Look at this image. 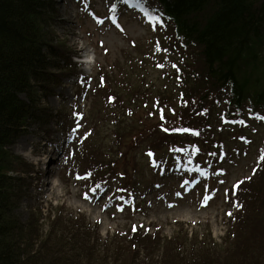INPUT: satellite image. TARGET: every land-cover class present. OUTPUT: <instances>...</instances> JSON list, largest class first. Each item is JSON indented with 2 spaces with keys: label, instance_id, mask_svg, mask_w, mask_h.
<instances>
[{
  "label": "trees",
  "instance_id": "obj_1",
  "mask_svg": "<svg viewBox=\"0 0 264 264\" xmlns=\"http://www.w3.org/2000/svg\"><path fill=\"white\" fill-rule=\"evenodd\" d=\"M105 1L109 14L126 8V0ZM144 1L139 11L160 17L148 50L167 49L164 58L160 54L152 58L157 64L170 61L169 78L174 83V88L165 86L154 96L143 86V78L139 82L135 78L133 84L130 74L123 72L122 78L116 70L111 76L99 61L90 88L73 61L76 52L50 29L57 13L52 0H0V264L99 261L98 228H89L82 214L54 212L42 236L34 213L25 222L15 213L32 169L10 147L30 122L56 121L72 142L63 160V177L90 173L85 189L97 184V191L113 189L111 201L116 204L117 198L142 197L164 177L183 180L187 174L183 165L204 167L214 178L231 163L233 153L249 148L252 133L247 130L264 127L260 118L264 117V0ZM88 2L81 0L82 11ZM131 44L144 56L141 45L134 40ZM135 58L130 56V62ZM137 59L132 63L137 67L148 63L144 57ZM71 77L80 81L77 94L88 93L92 99L90 120L77 109L54 112L46 105L54 89ZM109 80L122 85L125 94L114 92ZM136 109L145 110L144 119L141 123L137 119V126L131 125L127 133L134 143L142 142L137 151L145 159L134 163L130 174H123L111 148L103 150L93 135L100 121L114 124L120 145L125 136L118 127L120 114L131 119ZM147 136L153 139L145 144ZM253 149L252 176L222 196L233 210L228 214L225 246L195 236L183 249L178 237L162 240L158 231L131 227L112 237L117 257L111 264H264V144L255 141ZM63 223L68 231L58 228ZM161 249V259L154 260ZM102 252L99 264H106L109 248Z\"/></svg>",
  "mask_w": 264,
  "mask_h": 264
},
{
  "label": "rangeland",
  "instance_id": "obj_2",
  "mask_svg": "<svg viewBox=\"0 0 264 264\" xmlns=\"http://www.w3.org/2000/svg\"><path fill=\"white\" fill-rule=\"evenodd\" d=\"M52 1L57 13L50 29L57 40L65 42L77 53L78 58H73L74 61L78 63L85 55L88 56L89 63H80L81 66H78V69L82 72L81 77L87 78L86 83L90 88L94 84L92 77L98 69V61L111 76L116 70L120 71V77L123 72L130 74L133 84L135 78H138V82L143 78L145 82L143 86L149 89L152 96L163 90L165 86L174 88V83L169 78L172 72L170 61L165 59L166 63L157 64L152 58L153 54L155 58L158 54H160L159 58H164V52L157 49L148 50V47L154 44L151 40L158 31L159 25H153L149 20L150 16H157L156 12L141 14L139 10L135 9L136 7H133V3H127L124 10H117L113 14L114 22L109 17L105 0H89L88 6L83 10L85 12L80 7L82 6L81 0ZM144 3L143 0L142 4ZM134 11H138L141 15ZM132 40L142 46L144 56L136 52V47L133 48L131 44ZM130 56H136L135 60L130 62ZM139 57L147 59L146 66L140 68L132 64L135 61L138 63L137 58ZM79 82V80L75 82L74 78L67 79L54 89V94L49 96L46 105L54 112L70 113L77 109L83 112L85 117H90L92 99L88 93L77 94ZM109 84L114 88V92L124 93L122 85L117 81L109 80ZM147 106L145 107L148 108ZM136 111V117L131 119L128 118L127 113V115L120 114L124 123L121 121L118 127H121V131L125 133L120 145L116 143L114 124L100 121L95 126L96 132L93 135L96 141L101 143L103 150L106 148L109 151L111 148L109 153L116 160L117 170L123 174H130L134 163L143 162L145 159V156L141 155L142 151H137L138 147H142V142L135 141L138 144L134 143L130 134L127 133L130 129L132 131L131 125L137 126V119L139 123L144 119L145 110L136 109ZM89 125L90 123L87 127ZM59 126L56 121H52L48 125L30 122L25 133L10 147L12 154L30 162L32 169L31 176L26 181L28 190H26L15 213L24 222L34 213V216L39 218L42 236L49 229L54 212L61 210L63 214L67 212L82 214L85 221L89 223V228L95 226L98 228L99 246L96 253L98 264L103 256L102 251L106 248H109L110 256L106 264H109L108 262L111 264L113 258L117 257V254H114L116 243L112 237L117 232H123L129 227H150V231L158 230L161 239L178 237L179 242L183 241V249L186 248L187 241L195 236L198 240L206 238L208 241L225 246L224 235L229 227L227 214L232 210L219 194H222L227 187L251 177L256 159L253 149L255 141L262 146L264 144V127H257L255 130L249 129L248 133H252L250 146L247 150L242 148L239 153L232 154V161L227 166L224 179L206 181L204 180L205 175L187 179L185 181L187 184L182 186L169 177L168 180H165L166 183L162 189L146 194L144 201L140 197H133L131 202L120 206L123 211H119V207L107 202L109 194H91L90 192L91 195L87 193L89 198L86 199V192L83 188L84 180L78 181L70 174L63 177V158L71 139ZM152 139L153 137L147 136L144 143H151ZM24 140L28 142L27 148L19 150L18 141ZM47 141H50L51 144ZM157 141L159 139L156 138ZM43 148L47 152H51L50 157L42 155ZM49 158L52 160L50 164L47 163ZM48 167L52 174L46 176ZM218 173L223 174L224 171ZM12 175L15 174L12 173ZM48 181L53 183L60 193V197L47 200L40 197L42 186ZM204 192L207 193L205 196L202 194ZM206 196L211 198L205 203ZM62 227H64V231H68V225L63 223L62 226H58L59 229ZM186 237L187 240L184 239ZM161 253L162 249L154 254L153 259L160 260Z\"/></svg>",
  "mask_w": 264,
  "mask_h": 264
},
{
  "label": "bare ground",
  "instance_id": "obj_3",
  "mask_svg": "<svg viewBox=\"0 0 264 264\" xmlns=\"http://www.w3.org/2000/svg\"><path fill=\"white\" fill-rule=\"evenodd\" d=\"M47 143L51 144L50 141H47ZM27 144H28L27 140L18 141L17 147H18L19 150H24V149L27 148ZM50 153L51 152H47L44 148L42 149V155L43 156L50 157ZM47 163L48 164L52 163L51 158L48 159ZM49 167L46 170V176L52 174ZM40 194H41L40 197H43L45 200L51 199V198H58V197H60V193L57 191V189L55 188V186L53 185V183H51L49 181L43 184L42 191H41ZM40 194H38V195H40Z\"/></svg>",
  "mask_w": 264,
  "mask_h": 264
},
{
  "label": "snow or ice",
  "instance_id": "obj_4",
  "mask_svg": "<svg viewBox=\"0 0 264 264\" xmlns=\"http://www.w3.org/2000/svg\"><path fill=\"white\" fill-rule=\"evenodd\" d=\"M149 20H150V22L153 24V25H155V24H157V23H159L160 22V17L159 16H150L149 17ZM115 22V21H114ZM118 27H119V25H118ZM157 50H160L159 48H157ZM163 51H167V49H163ZM160 67H163V65H160ZM173 67H175V65H173ZM261 119H264V117H260ZM165 131H167V129H165ZM179 131H190L189 129H181V130H179ZM198 134V133H197ZM262 159H264V157H262ZM91 174L89 173V174H86V176L85 177H80V176H78L77 178L78 179H86L87 178V176H90ZM187 183V182H186ZM221 183H223V181H221ZM100 188V185L99 184H97V185H95V187H93L92 189H91V191L94 193V192H96L97 191V189H99ZM177 195H179V193H177ZM85 198L86 199H88L89 197H88V195H87V193L85 194ZM211 197H208V196H206L205 197V203H206V201L208 200V199H210ZM170 207H171V205H169ZM105 207H107V205H105ZM118 210L119 211H123V208L122 207H119L118 208ZM229 215H231V213H229ZM133 230H135V227L133 228Z\"/></svg>",
  "mask_w": 264,
  "mask_h": 264
}]
</instances>
